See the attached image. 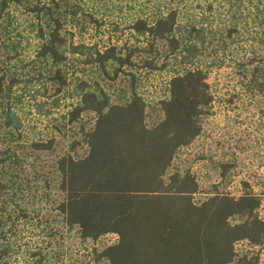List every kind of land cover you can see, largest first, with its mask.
Instances as JSON below:
<instances>
[{"label":"rangeland","instance_id":"374dc122","mask_svg":"<svg viewBox=\"0 0 264 264\" xmlns=\"http://www.w3.org/2000/svg\"><path fill=\"white\" fill-rule=\"evenodd\" d=\"M57 1L67 39L63 48L67 59L59 66L42 56L43 45L55 28L47 16V8L56 7L52 0H3L0 5V74L5 87L13 81L16 84L11 92L3 93V150H11L12 160L3 177L8 192L0 209V264H107L98 261L97 253L117 237L83 240L77 229L64 225L57 210L61 197L54 165L63 156L87 154L83 134L96 121L93 113L71 121L80 88L84 83L99 85L113 104H121L129 100L135 86L148 106L147 124L153 127L164 117L160 102L168 97L171 78L188 65L183 52L171 56L166 42L135 33V22L152 17L160 6L178 7L183 27L192 17L207 28L229 23L224 9L218 7L220 0ZM209 3H214L217 13L207 12ZM205 17L210 21H204ZM259 30L249 26L240 42L226 51L207 45L203 59L189 65L208 72L214 101L203 118L201 135L177 152L170 173L190 170L196 175L200 184L197 203L216 193L239 196L249 183L263 198L260 214L264 218V92L249 83L243 68L263 53L253 39L261 36ZM111 44L124 56L138 50L136 66L115 81L87 61L90 49L104 50ZM148 62L158 68L151 70ZM57 69L63 76L61 82L53 79ZM51 141L54 149L49 153L32 148L33 142ZM237 250L243 253L250 248L243 242ZM255 251L264 264V247Z\"/></svg>","mask_w":264,"mask_h":264},{"label":"trees","instance_id":"16d2710c","mask_svg":"<svg viewBox=\"0 0 264 264\" xmlns=\"http://www.w3.org/2000/svg\"><path fill=\"white\" fill-rule=\"evenodd\" d=\"M52 2L56 7L47 8V16L55 28L43 45L42 56L59 66L67 59L63 50L67 39L62 34L64 14L58 10L59 2ZM0 5L3 7V0ZM218 7L229 18L223 27L207 28L204 23L200 26L194 17L183 27L178 7L160 6L152 17L138 19L133 25L135 33L147 35L154 42H166L169 55L183 52L188 65L171 78L168 97L160 102L164 117L155 126L147 124L148 106L135 86L129 100L121 104H113L99 85L84 83L80 88V101L72 111L71 121L85 113H93L96 121L83 134L87 154L79 158L66 155L54 165L61 197L57 210L64 225L77 229L83 240L97 241L111 234L117 237L114 244L97 253L98 261L260 264L255 249L264 247V218L260 214L263 198L253 186L245 183V191L239 196L216 193L197 203L200 184L196 175L190 170L170 173L177 152L201 135L203 118L214 101L208 72L199 65L189 67L203 59L207 45H218L226 51L240 42L249 26L260 29L257 35L261 32V36L253 39L263 53L243 68L249 83L264 92V0H220ZM205 8L209 13L218 12L214 3ZM207 18L204 21H210ZM181 29L184 33H180ZM1 31L0 22V35ZM137 51L130 50L124 56L115 44L104 50L97 46L89 50L87 61L115 81L125 75L126 69L136 66ZM147 67L158 68L155 62H148ZM53 79L63 81L60 69ZM15 85L13 81L5 87L0 74L2 210L3 195L8 192L3 177L12 160L11 150H3V93L11 92ZM53 143L33 142L32 148L37 153H49ZM243 242L250 250L239 253L237 245Z\"/></svg>","mask_w":264,"mask_h":264}]
</instances>
